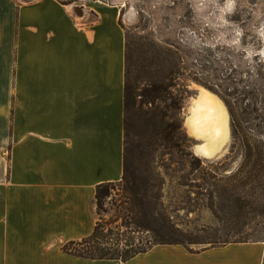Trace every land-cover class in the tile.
<instances>
[{"label": "crops", "instance_id": "1", "mask_svg": "<svg viewBox=\"0 0 264 264\" xmlns=\"http://www.w3.org/2000/svg\"><path fill=\"white\" fill-rule=\"evenodd\" d=\"M121 12L0 0V264H263L261 242L158 245L126 262L63 251L94 233L98 187L123 179Z\"/></svg>", "mask_w": 264, "mask_h": 264}, {"label": "rangeland", "instance_id": "2", "mask_svg": "<svg viewBox=\"0 0 264 264\" xmlns=\"http://www.w3.org/2000/svg\"><path fill=\"white\" fill-rule=\"evenodd\" d=\"M99 1L122 11L132 85L144 75L142 66L156 67L159 77L166 68H175L173 92L182 106L172 113L182 122L185 136L182 151L156 146L142 154V148L135 149L129 164L138 199L121 182L110 186L109 196L97 207V224L106 233H124L134 247L154 244L156 230L193 252L216 242L264 244V170L258 172L255 161L244 160L249 147L264 152V0ZM202 89L217 97L229 116V138L209 159L197 152L206 141L192 136L187 127L200 108ZM132 133L138 140L151 135L138 118ZM189 162L200 169H192ZM150 169L155 173L151 183L158 179L163 184L159 202L149 187ZM162 219L183 237H172L161 227Z\"/></svg>", "mask_w": 264, "mask_h": 264}, {"label": "trees", "instance_id": "3", "mask_svg": "<svg viewBox=\"0 0 264 264\" xmlns=\"http://www.w3.org/2000/svg\"><path fill=\"white\" fill-rule=\"evenodd\" d=\"M131 56L128 43H126V78H125V161H124V174L123 179L119 185L124 186V190L130 194L134 199H138L136 191L137 186L135 182V173L132 171L129 164L131 154L135 149H141L142 154L148 153L156 146L163 147L167 150L182 151L184 148V142L181 140V136L184 135V129L182 122L172 113L179 112L182 106V100L173 92V81L175 77V68H166V71L162 76H158V69L152 65L142 66L144 75L138 77L136 85H132L131 82ZM167 64H170V60L166 59ZM142 85V88L137 92L138 86ZM138 85V86H137ZM141 119L144 122L146 130L150 131L151 135L148 138H137L132 133V127L134 119ZM185 136V135H184ZM245 162L255 161V168L257 171L264 170V152L255 151L252 148H247L244 155ZM201 165V161L197 160ZM191 168L194 170L200 169V166L194 165L189 162ZM155 174L151 169L146 170L149 187L152 190L154 199L156 202L161 201V192L163 184L151 183V177ZM153 181V180H152ZM114 184H107L99 186L97 189V206H100L102 199L109 196L110 186ZM130 213L131 210L129 211ZM160 216V215H159ZM160 218V217H159ZM162 228L172 237H183V234L171 227L169 222L162 219ZM133 225L136 229L142 230L143 226L140 222L135 221ZM105 227L96 225L94 233L81 241L69 242L63 246V251L66 254L90 259V260H118L122 262L129 261L141 253L147 252L149 249L165 244H180L186 247L184 242L180 240H167V236L164 237L160 230L155 231L157 237L154 244L149 247H134L132 239L114 232H105ZM139 232V231H138ZM125 241V243H124ZM190 241V240H188ZM233 243H247V242H219L212 243L211 248L222 247ZM264 264V262H263Z\"/></svg>", "mask_w": 264, "mask_h": 264}, {"label": "bare ground", "instance_id": "4", "mask_svg": "<svg viewBox=\"0 0 264 264\" xmlns=\"http://www.w3.org/2000/svg\"><path fill=\"white\" fill-rule=\"evenodd\" d=\"M187 127L192 136L206 141L197 147L198 154L204 158H213L229 138L227 110L217 97L202 89L200 108L189 117Z\"/></svg>", "mask_w": 264, "mask_h": 264}, {"label": "clouds", "instance_id": "5", "mask_svg": "<svg viewBox=\"0 0 264 264\" xmlns=\"http://www.w3.org/2000/svg\"><path fill=\"white\" fill-rule=\"evenodd\" d=\"M205 155H209L208 153H205Z\"/></svg>", "mask_w": 264, "mask_h": 264}]
</instances>
